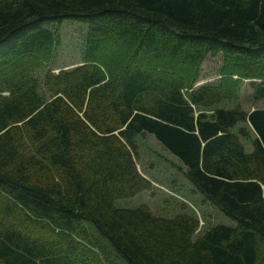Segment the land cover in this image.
Here are the masks:
<instances>
[{"label":"trees","instance_id":"16d2710c","mask_svg":"<svg viewBox=\"0 0 264 264\" xmlns=\"http://www.w3.org/2000/svg\"><path fill=\"white\" fill-rule=\"evenodd\" d=\"M64 21L82 61L54 74ZM244 81L264 101V0H0V264H264V109L227 106ZM146 134L234 226L114 207L151 188Z\"/></svg>","mask_w":264,"mask_h":264},{"label":"rangeland","instance_id":"374dc122","mask_svg":"<svg viewBox=\"0 0 264 264\" xmlns=\"http://www.w3.org/2000/svg\"><path fill=\"white\" fill-rule=\"evenodd\" d=\"M58 32L59 45L55 47L53 59L48 68L54 74L81 64L86 26L64 21L59 25ZM219 66V58L205 59L200 66L194 87L201 84H213L218 78ZM39 76L42 75L39 74ZM250 95L247 82H242L237 91L236 101L228 104V108L237 105L245 113L255 109H264V101L252 102ZM240 126L242 125L237 124L232 131L236 132ZM246 130L249 132L248 138L240 139V141L244 152L250 153L249 140L251 141L253 137L250 130L247 128ZM136 144V169L143 178L150 182L151 188L131 198L116 200L113 203L114 207L134 209L143 205L153 215L163 219H171L180 214L193 215L198 221V229L192 239L214 225L234 226V223L217 209L202 202L201 196L193 191L191 185L178 171V167H181L178 161L163 151L151 135L142 136ZM87 227L90 228V226ZM90 230L92 231V228Z\"/></svg>","mask_w":264,"mask_h":264},{"label":"flooded vegetation","instance_id":"af4514ba","mask_svg":"<svg viewBox=\"0 0 264 264\" xmlns=\"http://www.w3.org/2000/svg\"><path fill=\"white\" fill-rule=\"evenodd\" d=\"M201 85H205V84H201ZM201 85H198V86H201Z\"/></svg>","mask_w":264,"mask_h":264}]
</instances>
